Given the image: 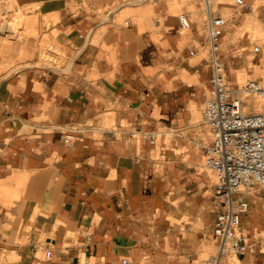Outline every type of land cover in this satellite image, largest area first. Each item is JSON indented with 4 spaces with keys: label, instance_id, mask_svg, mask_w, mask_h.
Wrapping results in <instances>:
<instances>
[{
    "label": "crops",
    "instance_id": "1",
    "mask_svg": "<svg viewBox=\"0 0 264 264\" xmlns=\"http://www.w3.org/2000/svg\"><path fill=\"white\" fill-rule=\"evenodd\" d=\"M14 1L23 32L0 31V264H203L224 207L203 160L208 17L227 18L230 82L264 77V0ZM241 200L250 245L222 264H264V187Z\"/></svg>",
    "mask_w": 264,
    "mask_h": 264
},
{
    "label": "built area",
    "instance_id": "2",
    "mask_svg": "<svg viewBox=\"0 0 264 264\" xmlns=\"http://www.w3.org/2000/svg\"><path fill=\"white\" fill-rule=\"evenodd\" d=\"M237 2L253 8L245 0ZM179 18L183 26L189 25L187 13H181ZM226 23L224 15L208 17L212 75L202 114L212 139L204 146V165L216 172L214 194L224 207L217 212L214 222V233L219 237L218 251L204 258L203 264H222L223 255L247 250L250 244L239 226L240 213L248 202L241 200L235 207L234 194L256 185L264 187V100L259 107L251 109L244 99L246 94L264 97V84L257 78H247L243 83H232L227 78L220 55ZM155 137L154 132H142L144 140L154 141ZM90 238L91 231H88L87 239ZM51 252V248H46V256ZM124 262L128 264L129 258H124ZM187 264H193V260Z\"/></svg>",
    "mask_w": 264,
    "mask_h": 264
},
{
    "label": "rangeland",
    "instance_id": "3",
    "mask_svg": "<svg viewBox=\"0 0 264 264\" xmlns=\"http://www.w3.org/2000/svg\"><path fill=\"white\" fill-rule=\"evenodd\" d=\"M2 1H3V7H2L1 13H0V31L6 32L12 36H20L23 31L21 30L22 28L20 27L19 22L23 23L24 18H25L22 9H20L19 7L16 9L17 5H16V2L14 0H2ZM1 26L4 28H8V29L4 30ZM256 44H260V43L258 41H256ZM256 48L258 49L259 47H256ZM59 54L60 53L58 50L57 51L56 50H49L47 52L44 51L42 53V57L47 58V59H51V60H58ZM221 57H222L224 64H225V73H226L227 78L230 80V78L232 76V78L236 80L238 71L234 67H236V68L239 67L240 63L237 60L232 61V59H229L228 57H224L223 55H221ZM229 66L231 67V71L229 69ZM253 69L254 68H252V70ZM242 76L246 77L245 69H239L238 77L241 78ZM249 77H251V76H249ZM256 78L264 84V77L263 76L256 77ZM258 97H263V96L246 94L244 97L245 103H247L251 109H255L256 107L260 106ZM203 160H204V158H203ZM207 169H210V168H207ZM251 189H253V187L252 188H245L239 192L250 191Z\"/></svg>",
    "mask_w": 264,
    "mask_h": 264
},
{
    "label": "bare ground",
    "instance_id": "4",
    "mask_svg": "<svg viewBox=\"0 0 264 264\" xmlns=\"http://www.w3.org/2000/svg\"><path fill=\"white\" fill-rule=\"evenodd\" d=\"M246 81V80H245ZM258 100H259V105L262 103V101L264 100V98L263 97H258ZM263 187V186H262ZM239 192V191H238ZM236 194V193H235ZM235 194H234V196H235Z\"/></svg>",
    "mask_w": 264,
    "mask_h": 264
}]
</instances>
